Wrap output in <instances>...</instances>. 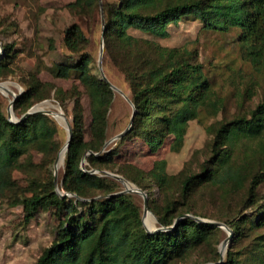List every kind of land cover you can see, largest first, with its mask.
<instances>
[{"label": "trees", "instance_id": "obj_1", "mask_svg": "<svg viewBox=\"0 0 264 264\" xmlns=\"http://www.w3.org/2000/svg\"><path fill=\"white\" fill-rule=\"evenodd\" d=\"M66 6L81 18L87 15L95 20L97 14H103V61L107 59L124 75L134 108L132 123L119 143L139 138L154 149L164 137L172 135L173 147L178 148L189 122L198 118L211 102V86L202 64L195 61L188 50L163 46L155 40L168 36L170 24L191 16L206 30L239 29L241 46L256 57L264 54V0H73ZM129 29L150 37L132 35ZM62 43L69 61L55 63L52 72L58 77L72 76L85 88L92 117V137L85 138L83 105L77 86L67 91L56 89L60 104L65 97L72 100L73 135L65 151L63 174L59 182H54V176L50 175L42 181L40 191L20 200L25 221L48 206H53L60 217L54 239L35 264H179L209 243L218 229L211 223L194 219V216H208L196 212L187 202L190 193L202 183L224 186L233 180L237 187L243 184L247 165L233 169L229 161L237 138H258L264 134V103L251 110L249 117H236L218 127L211 156L200 172L182 176L177 197L166 194L170 191L169 181L175 175H168L160 167H157L160 171L155 167L146 174L164 187L167 197L160 209L148 200L150 211L161 225V229L148 232L142 224L141 208L130 193L122 192L118 180L91 173L93 170L121 173L142 188L138 178L126 174L122 168H114L113 149L102 151L113 89L92 72L94 59L89 37L81 24L66 27ZM13 48V43L2 44L0 68L8 65L7 58ZM40 86L30 80L14 99L13 110H22L23 115L35 102L48 98L51 89ZM22 115L18 121L9 120L0 103V198L6 191L17 188L13 171L21 166L23 154L35 149L42 155L41 162L47 165L60 149L56 139L58 125L52 115L42 112ZM83 162H86L85 169L81 166ZM261 165L264 173V163ZM260 178L259 174L252 175L250 195ZM129 180L126 181L136 186ZM69 193L72 196L69 197ZM252 220V215L244 214L235 223H222L240 238L253 229ZM255 222L264 224V211L256 214ZM231 248L229 246L225 257L221 259L220 255L213 263L242 264Z\"/></svg>", "mask_w": 264, "mask_h": 264}, {"label": "rangeland", "instance_id": "obj_2", "mask_svg": "<svg viewBox=\"0 0 264 264\" xmlns=\"http://www.w3.org/2000/svg\"><path fill=\"white\" fill-rule=\"evenodd\" d=\"M71 1L73 0H0V57H3L2 44H14L7 58L8 65L0 68V103L6 115L12 105L11 118H18L22 115V110L15 112L11 101L33 80L41 84V89H51L48 98L34 103L35 108L61 110L71 123L72 100L65 97L60 104L55 90L67 91L77 86L83 105L85 138L89 140L92 137V117L85 88L72 76H56L52 69L55 63L69 61L64 53L63 32L70 24L79 23L89 37V49L94 59L91 64L92 72L101 77L98 59L99 49L103 44L104 20L102 21L101 14H97L95 20L93 16L87 15L81 18L75 11L67 8L66 4ZM168 32V36L155 40L163 46L188 50L194 60L202 64L211 86V102L198 118L189 122L183 143L178 148L173 147L172 135L164 137L154 149L139 138L119 143L117 135L132 123L134 108L130 102L129 83L110 61H103V54L101 59L106 77L117 88L113 89L106 114L105 142L108 143L102 147V151L113 149L114 168H122L126 174L138 178L142 188L138 187L147 194L150 204L158 209L167 201L165 189L150 180L146 174L155 167H160L168 175H175L169 181L170 191L166 194L177 197L178 182L182 176L200 172L204 162L211 156L218 127L236 117H249L251 110L264 103V54L256 57L254 53H248L240 44L239 29L231 28L224 32L206 30L198 19L187 16L170 24ZM129 33L150 37L136 29H129ZM55 121L58 125L56 139L60 149L53 162L44 165L40 152L30 149L20 157L21 166L13 171L17 188L6 191L0 198V264H35L43 249L55 237L60 217L53 206L40 208L33 218L25 221L20 204L21 198L40 191L42 181L50 175L56 174L57 182L62 177L64 158L57 168L55 160L66 144L68 132L65 123L56 118ZM236 140L229 162L233 169H238L241 164L247 165L243 172V184L237 187L233 180L227 181L224 186L202 183L193 188L187 202L196 212L208 216L203 217L204 219L235 223L244 214L252 215L254 227L240 238H236L225 228L218 227L209 243L203 244L179 264H210L218 261L223 248L221 242L227 237L229 241L227 248H224L223 257L229 246H232V251L236 252L242 264H264V224L255 222L256 214L264 211V173L261 170V164L264 163V134L258 138L241 137ZM85 165L86 162H83V169ZM91 173L105 175L96 170ZM116 174L123 176L121 173ZM253 174H259L261 178L250 195L248 188ZM119 183L123 190L134 186L128 181ZM57 191H60L58 187ZM127 193L133 196L134 202L141 208L145 227L149 230L160 228L157 216L152 211L143 217V196L135 192ZM179 202L183 201L179 199ZM227 227L230 229L228 225Z\"/></svg>", "mask_w": 264, "mask_h": 264}, {"label": "water", "instance_id": "obj_3", "mask_svg": "<svg viewBox=\"0 0 264 264\" xmlns=\"http://www.w3.org/2000/svg\"><path fill=\"white\" fill-rule=\"evenodd\" d=\"M99 1L101 2V0H99ZM101 18H102V21H103V14H102V13H101ZM102 54H103V44L101 45V47H100V49H99V59H98V67H99V71H100L101 78H102L103 80H105L106 82H108L109 85H110V87H111L112 89H117L116 86H114V85L108 80V78L106 77V75H105V73H104V71H103L102 61H101V59H102ZM14 99H15V98H13V100L11 101V104L13 103ZM130 102H131V101H130ZM11 107H12V105L9 106L8 111H7L8 119L11 120V121H18V120H19L18 118H16V119H12V118H11ZM34 112H42V113H47V114L52 115L50 111H48V110H43V109H37V108H35V105H33V106H32V107H31L26 113H24V114L22 115V117L26 116L27 114L34 113ZM61 112H62V114H63V116H64V118H65V125H66L67 132H68V136H67L66 144H65L66 147H67V146H68V143H69V141H70V139H71V137H72V135H73V132H72V130H71L70 123H69V121L67 120V118H66L64 112H63V111H61ZM133 115H134V111H133V113H132L131 120H132V118H133ZM52 116H53V115H52ZM20 119H21V118H20ZM128 128H129V126L127 127V129H128ZM127 129H125L124 131H122L121 133H119V134L117 135V138H120V137H121V136L127 131ZM107 143H108V141H106V142L104 143L103 148L107 145ZM55 162H56V160H55ZM82 165H83V163H82ZM103 173H104L105 175L112 176L113 178H115V179L118 180L119 182H122L123 184H124V181L127 180V179H125L123 176L118 175V174H115V173H111V172H109V171H103ZM56 181H57V177H56V174H54V182H56ZM122 192H135V193H140V194L143 196V217H144V215H145L147 212H151L150 209H149V205H148L147 194H146L145 192H143V190H142L141 188H139L138 186H136L135 189H128V188H126L125 190H122ZM58 193L60 194V196H63V194H62L60 191H58ZM69 194H71V193H69ZM77 198H78V197H77ZM186 215H189V214H186ZM194 219H195L196 221H203V222L211 223V224H213V225H215V226H217V227L225 228L227 231L231 232V230H230V229H229L224 223H222V222H220V221L207 220V219H203V218H201V217H197V216H194ZM142 224H143V226L145 227V224H144V222H143V218H142ZM145 228H146V227H145ZM158 229H159V228H158ZM158 229H157V230H158ZM160 229H161V228H160ZM146 230H147L148 232L156 231V230H149V229H147V228H146ZM228 241H229V237L225 238V239L221 242V245H223V247H224L225 249L227 248ZM220 255H221V259H222V258H223V254L220 253ZM205 264H208V263H205ZM210 264H215V263H210Z\"/></svg>", "mask_w": 264, "mask_h": 264}, {"label": "bare ground", "instance_id": "obj_4", "mask_svg": "<svg viewBox=\"0 0 264 264\" xmlns=\"http://www.w3.org/2000/svg\"><path fill=\"white\" fill-rule=\"evenodd\" d=\"M43 110H48V109H43ZM48 111L51 112V114L53 115L54 118L60 120L62 123H65V118H64L61 110L60 111L48 110ZM66 149H67V147H66V145H64V147L59 151L57 158H56V162H55V168H57V166L62 163ZM125 182H126V180H125ZM135 188H136V186H133V187L129 186L128 187V189H135ZM223 252H224V247L221 250V254H223Z\"/></svg>", "mask_w": 264, "mask_h": 264}]
</instances>
